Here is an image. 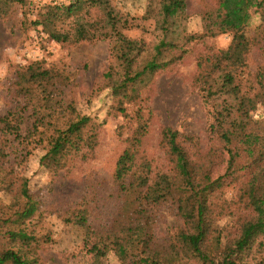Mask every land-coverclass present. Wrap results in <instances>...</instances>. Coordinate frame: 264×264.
I'll use <instances>...</instances> for the list:
<instances>
[{"label": "rangeland", "instance_id": "rangeland-1", "mask_svg": "<svg viewBox=\"0 0 264 264\" xmlns=\"http://www.w3.org/2000/svg\"><path fill=\"white\" fill-rule=\"evenodd\" d=\"M73 1L0 0V118L16 110L25 120L19 136L3 129L0 123V143L6 146V166L13 175L28 180L29 191L37 201L36 212L18 224L35 237L31 257L37 264H123L128 252L122 241L108 251L96 234L67 220L75 211L86 208L94 229L107 233L120 226L117 219L130 212V204L124 203L126 197L118 193L114 180L116 162L123 151L135 143V161L139 167L149 163L151 177L170 173L184 180L186 172L172 158L164 136L168 128L178 130L191 158L213 160L212 176H223L228 184L224 198L230 202L238 183L247 181L253 172L251 166L243 165L253 156L254 147L264 144V105L246 114L228 108L213 119L210 105L198 91L195 79L199 60L226 49L232 40L229 32L204 34L205 18L208 13L214 15L219 0H186L188 32L202 37L183 42L174 51L180 57L149 82L129 86L119 94L113 93L112 81L105 76L112 64L116 66L110 39L64 45L33 24L47 5H69ZM110 1L140 24L124 33L151 45L157 33L153 30L154 20L145 17L150 0ZM260 1L261 5L252 9L247 27L253 38L244 74L248 83L264 66V0ZM87 13V17L95 19L105 15L97 6ZM35 62L56 75L51 93L45 90L46 83L23 78ZM22 85L31 88L28 95ZM54 112L59 125L70 113L91 117L84 131L91 144L78 152L71 151L59 166L43 158L55 134L51 116ZM230 148L235 158L234 171L228 170ZM18 203L14 189L0 186V248L11 245L7 231L13 223L6 219L15 217ZM151 213L156 239L167 243L182 226V219L169 203ZM233 221L225 210L221 225L230 231L234 226L227 225ZM189 264L197 263L191 260Z\"/></svg>", "mask_w": 264, "mask_h": 264}, {"label": "trees", "instance_id": "trees-1", "mask_svg": "<svg viewBox=\"0 0 264 264\" xmlns=\"http://www.w3.org/2000/svg\"><path fill=\"white\" fill-rule=\"evenodd\" d=\"M261 3L260 0H219L214 15L208 13L205 18L204 34H232L226 49L204 55L198 62L195 82L203 100L211 107L213 119L228 108L246 114L264 105V66L258 69L253 82L244 79L253 44L247 27L252 9ZM95 6L105 12L101 19L87 17L89 9ZM186 7V0H150L145 17L154 20L153 30L157 33L151 45L124 33L125 29L140 24L134 23L128 13H121L110 0H74L69 5H47L33 24L64 45L110 39L116 66L112 64L105 76L112 81L113 93L119 94L129 86L149 82L180 57L174 51L183 42L202 37L188 32ZM84 8L86 11L82 12ZM28 69L23 78L46 83L45 90L51 93L50 88L56 82L52 69L38 62ZM21 88L25 95L31 91L24 85ZM48 97L51 99V95ZM51 116L55 134L43 158L59 166L71 151L78 152L91 144L84 134L91 117L70 113L63 125H59L56 112ZM0 123L3 129L19 136L25 120L22 113L10 110L0 118ZM34 128L37 129V124ZM180 135L171 128L164 131L169 153L186 172L184 180L170 173L151 177L149 163L137 165L135 143H132L119 156L114 170L118 193L126 197L125 204H130L129 214L117 219L121 222L118 229L114 228L113 232L108 229L107 233L94 229L86 208L75 211L67 220L96 234L108 251L122 241L128 252L123 264H189L191 260L197 264H264V144L254 147L253 156L243 165L251 166L253 172L247 181L238 183L235 197L228 202L224 198L228 185L225 179L212 176L213 160L191 158ZM229 150L228 170L234 171L235 158L233 150ZM7 156L6 146L0 143V186L14 189L20 207L14 212V218L6 219L13 223V228L7 231L11 245L0 248V264H37L31 257V242L35 237L18 226L36 212L37 201L29 191L28 180L13 175L6 166ZM163 203L173 205L183 222L167 243L156 239L152 225L151 211ZM225 210L234 220L227 225L234 226L230 231L220 222Z\"/></svg>", "mask_w": 264, "mask_h": 264}]
</instances>
